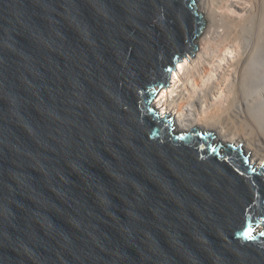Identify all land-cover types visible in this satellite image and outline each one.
Masks as SVG:
<instances>
[{
    "label": "water",
    "instance_id": "1",
    "mask_svg": "<svg viewBox=\"0 0 264 264\" xmlns=\"http://www.w3.org/2000/svg\"><path fill=\"white\" fill-rule=\"evenodd\" d=\"M196 1L0 0V264H264V169L155 106Z\"/></svg>",
    "mask_w": 264,
    "mask_h": 264
},
{
    "label": "bare ground",
    "instance_id": "2",
    "mask_svg": "<svg viewBox=\"0 0 264 264\" xmlns=\"http://www.w3.org/2000/svg\"><path fill=\"white\" fill-rule=\"evenodd\" d=\"M206 28L155 103L176 130L241 146L264 169V0H197ZM264 228H260L263 231Z\"/></svg>",
    "mask_w": 264,
    "mask_h": 264
},
{
    "label": "rangeland",
    "instance_id": "3",
    "mask_svg": "<svg viewBox=\"0 0 264 264\" xmlns=\"http://www.w3.org/2000/svg\"><path fill=\"white\" fill-rule=\"evenodd\" d=\"M263 222V221H262ZM259 228H264L263 226H259Z\"/></svg>",
    "mask_w": 264,
    "mask_h": 264
}]
</instances>
